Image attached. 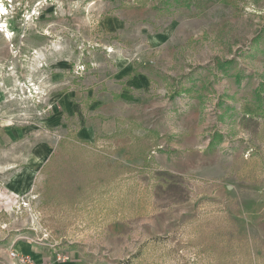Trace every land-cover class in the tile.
<instances>
[{
	"label": "rangeland",
	"instance_id": "374dc122",
	"mask_svg": "<svg viewBox=\"0 0 264 264\" xmlns=\"http://www.w3.org/2000/svg\"><path fill=\"white\" fill-rule=\"evenodd\" d=\"M22 246L264 264V0H0V264Z\"/></svg>",
	"mask_w": 264,
	"mask_h": 264
},
{
	"label": "crops",
	"instance_id": "0c3cea01",
	"mask_svg": "<svg viewBox=\"0 0 264 264\" xmlns=\"http://www.w3.org/2000/svg\"><path fill=\"white\" fill-rule=\"evenodd\" d=\"M17 251V250H16ZM21 254L30 256L35 262L42 263V262H50L52 261V256L48 254V252H44L41 248L36 246H22L20 251H17ZM61 264H73L72 262H61Z\"/></svg>",
	"mask_w": 264,
	"mask_h": 264
},
{
	"label": "built area",
	"instance_id": "2783aa9c",
	"mask_svg": "<svg viewBox=\"0 0 264 264\" xmlns=\"http://www.w3.org/2000/svg\"><path fill=\"white\" fill-rule=\"evenodd\" d=\"M9 257L15 262V264H51L50 262H35L30 256L21 254L14 249H11L9 251ZM56 259L57 261L61 260L59 257H57Z\"/></svg>",
	"mask_w": 264,
	"mask_h": 264
},
{
	"label": "bare ground",
	"instance_id": "6f19581e",
	"mask_svg": "<svg viewBox=\"0 0 264 264\" xmlns=\"http://www.w3.org/2000/svg\"><path fill=\"white\" fill-rule=\"evenodd\" d=\"M7 38H10V36L7 34V36H6Z\"/></svg>",
	"mask_w": 264,
	"mask_h": 264
}]
</instances>
